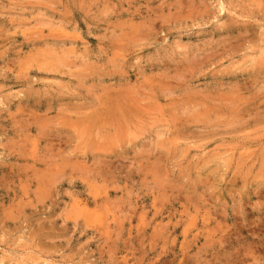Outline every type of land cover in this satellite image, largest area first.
I'll list each match as a JSON object with an SVG mask.
<instances>
[{
    "label": "rangeland",
    "instance_id": "1",
    "mask_svg": "<svg viewBox=\"0 0 264 264\" xmlns=\"http://www.w3.org/2000/svg\"><path fill=\"white\" fill-rule=\"evenodd\" d=\"M0 264H264V0H0Z\"/></svg>",
    "mask_w": 264,
    "mask_h": 264
}]
</instances>
